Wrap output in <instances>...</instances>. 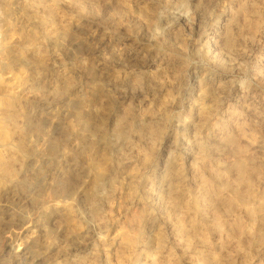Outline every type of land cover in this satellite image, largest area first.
<instances>
[{"label": "rangeland", "instance_id": "rangeland-1", "mask_svg": "<svg viewBox=\"0 0 264 264\" xmlns=\"http://www.w3.org/2000/svg\"><path fill=\"white\" fill-rule=\"evenodd\" d=\"M0 264H264V0H0Z\"/></svg>", "mask_w": 264, "mask_h": 264}]
</instances>
